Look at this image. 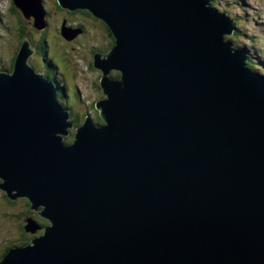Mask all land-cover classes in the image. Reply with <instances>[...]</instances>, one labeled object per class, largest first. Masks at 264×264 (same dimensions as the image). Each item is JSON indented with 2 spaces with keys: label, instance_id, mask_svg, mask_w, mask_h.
Segmentation results:
<instances>
[{
  "label": "water",
  "instance_id": "obj_1",
  "mask_svg": "<svg viewBox=\"0 0 264 264\" xmlns=\"http://www.w3.org/2000/svg\"><path fill=\"white\" fill-rule=\"evenodd\" d=\"M12 2L46 28L42 0ZM56 2L114 40L92 58L101 123L75 126L23 39L0 72V191L48 226L0 264H264V76L233 19L209 0Z\"/></svg>",
  "mask_w": 264,
  "mask_h": 264
},
{
  "label": "rangeland",
  "instance_id": "obj_2",
  "mask_svg": "<svg viewBox=\"0 0 264 264\" xmlns=\"http://www.w3.org/2000/svg\"><path fill=\"white\" fill-rule=\"evenodd\" d=\"M42 1L47 25L43 31H37L32 27V21L27 22L17 8L16 12H12L11 4L7 0H0V71L9 65L13 50L21 41L18 31L23 27V38L28 39L34 50L28 59L29 63L37 71H40L36 66L42 57L52 63L54 76L65 87L60 103L63 108L67 106L70 119L73 120L77 115L80 120L78 124H82L81 119L88 115L94 123H100L99 111L95 109L94 103L103 98L99 87L101 73L92 67L91 52L107 53L112 47L113 38L98 21L82 14H70L59 8L56 0ZM211 6L218 12H226L234 20L235 30L226 40L231 41L236 48L244 47L250 63L258 68L257 73L264 76V0H211ZM63 23L73 29L82 27L85 32L79 34L81 36L77 41H68L60 34ZM40 41L44 42L46 48L43 56H40L41 52L37 54L35 51ZM115 74L112 72V76ZM76 92L78 96H75ZM73 135L74 129L64 141H67L66 138L72 140ZM28 220L38 225L39 229L35 230L37 236L48 226L39 217V211L31 212L23 199L10 201L0 191V253L5 247L20 243L23 234L21 227L26 226ZM30 233L27 235L32 239L35 233ZM27 245H32L31 241Z\"/></svg>",
  "mask_w": 264,
  "mask_h": 264
},
{
  "label": "flooded vegetation",
  "instance_id": "obj_3",
  "mask_svg": "<svg viewBox=\"0 0 264 264\" xmlns=\"http://www.w3.org/2000/svg\"><path fill=\"white\" fill-rule=\"evenodd\" d=\"M7 1L11 4V11H12V12H16L12 0H7ZM78 14H82V15L88 16V17L92 18L93 20L98 21L100 24H102V25L106 28V30L108 31L109 35L112 37V35H111L109 29L106 27V25H105L102 21H100L99 19H96L95 17H93L89 12H86V11H76L73 15H78ZM27 22H31V21H27ZM69 27H70V26H69ZM80 28L82 29V33H81V35H83V33H84L85 31L83 30L82 27H80ZM81 35H79L78 37H75L74 39H72V42L77 41V39H78ZM18 38L21 39V41H20V43H18L17 46H15V48H14V50H13L14 54L10 57L9 65L7 66V68H3V69H2V70H5L6 72H10V71L12 70V65H13V63H14V59H15V57H16L17 51H18V49H19V47H20V45H21V43H22V40H23V27L20 28V30L18 31ZM112 46H113V43H112ZM42 50L46 51V50H45V45H44V43H43L42 41H40V42H38V44L36 45V47H35V51L37 52V54H39V53L41 52V53H40V56H43V51H42ZM36 52H35V54H36ZM95 52H96V50H92V52H91V54H92V58H93V54H94ZM33 56H34V55H33ZM33 56H32V57H33ZM28 63H29V60H28ZM38 63H39V65H37L36 67L40 68V71L35 70V68L32 66V63H31V64L29 63V65L33 68V70H34L35 72H38L39 74L44 75V76H46V77L49 78V79H54V81H55L56 78H55V76H54L53 67H51V64H50L49 62H47V61L45 60L44 57H42V58L40 59V62H38ZM46 64H47V65H46ZM48 64H49V65H48ZM114 78H115V77H114ZM76 89H77V88H76ZM76 89H75V90H76ZM73 96H74V95H73ZM75 117H76V118H75ZM75 117H74L73 119H76V121L79 123V121H80V120H79V117H78L77 115H75ZM84 118H85V116L81 119V120H82V123H83V121H84ZM73 122H74V121H73ZM78 123H77V124H78ZM76 127H77V126H76ZM34 220H35V219H34Z\"/></svg>",
  "mask_w": 264,
  "mask_h": 264
},
{
  "label": "trees",
  "instance_id": "obj_4",
  "mask_svg": "<svg viewBox=\"0 0 264 264\" xmlns=\"http://www.w3.org/2000/svg\"><path fill=\"white\" fill-rule=\"evenodd\" d=\"M57 4V3H56ZM58 5V4H57ZM59 7V6H58ZM60 8V7H59ZM76 11H86L87 12V10H84V9H77V10H74V11H67V12H69L70 14H74ZM43 42V41H42ZM113 42H114V40H113ZM44 43V42H43ZM244 50H246L244 47H242ZM44 51V50H43ZM44 54H45V51L43 52ZM50 63V62H49ZM247 67L250 69V70H252V71H254V72H256L257 73V70H258V68L256 67V66H254V65H252L251 63H250V60L248 59L247 60ZM114 73H116V72H114ZM111 76H112V73H111ZM115 77H118V74L116 73L115 75H114ZM114 76H112V77H114ZM58 82L60 83V81H57V84H58ZM57 87H58V99H59V101L60 100H63V92H64V89L62 88V83H60V84H58L57 85ZM76 118V117H75ZM73 121H74V123H75V126H79V124H77L78 122L76 121V119H73ZM66 140L67 141H64L65 143H70V142H72V140L70 139V140H68V138H66ZM24 200V202L26 203V206H28V209L31 211V212H33V210H31V208H30V204L25 200V199H23ZM47 222V221H46ZM24 226L25 225H23V227H21V232H22V229H23V234H22V236L20 237V239H19V241H20V243H16V244H14V245H10V246H7V247H5L3 250H2V252L0 253V260L4 257V255L7 253V251L8 250H10L11 248H13V247H15V246H26L29 242H30V238L28 237V233L24 230ZM19 244V245H18Z\"/></svg>",
  "mask_w": 264,
  "mask_h": 264
},
{
  "label": "bare ground",
  "instance_id": "obj_5",
  "mask_svg": "<svg viewBox=\"0 0 264 264\" xmlns=\"http://www.w3.org/2000/svg\"><path fill=\"white\" fill-rule=\"evenodd\" d=\"M210 1V3H211V0H209ZM47 65V64H46ZM49 65V64H48ZM52 67V66H51ZM57 81H58V79H56L55 81H54V84H55V86H56V84H57ZM58 85V84H57ZM35 212V211H34Z\"/></svg>",
  "mask_w": 264,
  "mask_h": 264
}]
</instances>
